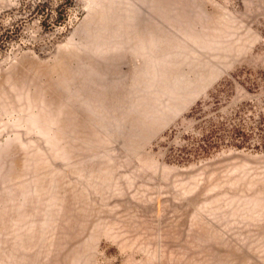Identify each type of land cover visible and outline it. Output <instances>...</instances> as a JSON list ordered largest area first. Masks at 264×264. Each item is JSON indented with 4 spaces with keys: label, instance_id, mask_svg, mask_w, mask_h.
Returning a JSON list of instances; mask_svg holds the SVG:
<instances>
[{
    "label": "rangeland",
    "instance_id": "374dc122",
    "mask_svg": "<svg viewBox=\"0 0 264 264\" xmlns=\"http://www.w3.org/2000/svg\"><path fill=\"white\" fill-rule=\"evenodd\" d=\"M260 136L264 0H0V264H264Z\"/></svg>",
    "mask_w": 264,
    "mask_h": 264
},
{
    "label": "trees",
    "instance_id": "16d2710c",
    "mask_svg": "<svg viewBox=\"0 0 264 264\" xmlns=\"http://www.w3.org/2000/svg\"><path fill=\"white\" fill-rule=\"evenodd\" d=\"M230 131L232 132L230 134V136H229L231 138H228V139H236V141H237L236 143L237 144H235V145L237 147H240V146H242V145H244L246 143L245 141H246L247 138H245V135L241 134L237 128L231 129ZM260 137L261 138L259 140V144H260V146L264 147V137L263 136H260ZM210 139H211L210 134L209 135H205V153H207L208 149H210V147H212Z\"/></svg>",
    "mask_w": 264,
    "mask_h": 264
},
{
    "label": "bare ground",
    "instance_id": "6f19581e",
    "mask_svg": "<svg viewBox=\"0 0 264 264\" xmlns=\"http://www.w3.org/2000/svg\"><path fill=\"white\" fill-rule=\"evenodd\" d=\"M26 89V88H25ZM14 90V89H13Z\"/></svg>",
    "mask_w": 264,
    "mask_h": 264
}]
</instances>
